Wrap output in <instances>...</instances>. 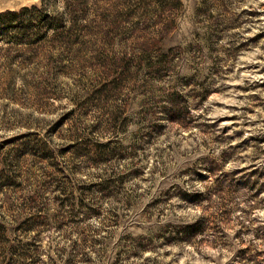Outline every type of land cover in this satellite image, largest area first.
Instances as JSON below:
<instances>
[{"label": "rangeland", "instance_id": "1", "mask_svg": "<svg viewBox=\"0 0 264 264\" xmlns=\"http://www.w3.org/2000/svg\"><path fill=\"white\" fill-rule=\"evenodd\" d=\"M8 11L0 264H264V0Z\"/></svg>", "mask_w": 264, "mask_h": 264}, {"label": "trees", "instance_id": "2", "mask_svg": "<svg viewBox=\"0 0 264 264\" xmlns=\"http://www.w3.org/2000/svg\"><path fill=\"white\" fill-rule=\"evenodd\" d=\"M22 10H25V9H22ZM20 12H16V11H8V12H5V13H2L1 15H0V18H2V17H7V16H9V15H17V14H19ZM4 21H6V20H4Z\"/></svg>", "mask_w": 264, "mask_h": 264}]
</instances>
